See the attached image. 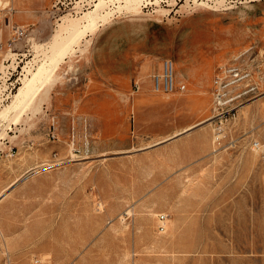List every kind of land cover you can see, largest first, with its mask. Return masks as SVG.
Returning a JSON list of instances; mask_svg holds the SVG:
<instances>
[{"label": "rangeland", "instance_id": "obj_1", "mask_svg": "<svg viewBox=\"0 0 264 264\" xmlns=\"http://www.w3.org/2000/svg\"><path fill=\"white\" fill-rule=\"evenodd\" d=\"M78 1L0 0V264H264V0L103 1L74 37Z\"/></svg>", "mask_w": 264, "mask_h": 264}, {"label": "built area", "instance_id": "obj_2", "mask_svg": "<svg viewBox=\"0 0 264 264\" xmlns=\"http://www.w3.org/2000/svg\"><path fill=\"white\" fill-rule=\"evenodd\" d=\"M98 0H79V8L76 9L77 12H82V10H87L96 4ZM17 32L22 35L25 33L24 29H19ZM249 50L240 53L235 57L234 62L231 65H225L220 67L214 83H215V98L217 101L218 107L221 105L227 104L234 99H239L243 95L253 94L258 90V85L255 83V71L253 67H259L255 61V58L252 55L244 57ZM264 66V64H263ZM243 81H248L247 89L243 92H238L236 96H233L231 99H226L225 96L230 91L232 85H238ZM154 88L157 91L164 92H174L176 90H185L187 88V83L178 82L176 73H175V63L172 59L167 58L163 60V71L155 75ZM240 86V85H239ZM251 96L248 101L253 100L256 96ZM243 103V102H242ZM238 103V105L242 104ZM238 107V106H237ZM235 108H232L231 111H235ZM256 143V142H255ZM160 228L165 230L166 228V215H160Z\"/></svg>", "mask_w": 264, "mask_h": 264}, {"label": "bare ground", "instance_id": "obj_3", "mask_svg": "<svg viewBox=\"0 0 264 264\" xmlns=\"http://www.w3.org/2000/svg\"><path fill=\"white\" fill-rule=\"evenodd\" d=\"M103 1L106 3H110L113 2L114 0H99L98 2H96L95 6L97 5V7L93 10H91L90 12H92V14H90V16H88L87 12L85 15L83 16L84 19L82 20H72L69 22V26L71 28V32H72V36L75 37V35L79 34L82 31L83 27H89L91 25H96L100 20H102L104 23H106L107 18L104 17V15L99 14V9L100 7H103ZM123 1V5H121L120 11H122V8H127L131 11H139L140 10V4L145 1V0H122ZM148 4V3H147ZM94 6V7H95ZM88 11V10H87ZM98 13H95V12ZM138 13V12H137ZM70 38H68V41L64 42V45L66 46L69 43ZM71 42V41H70ZM63 46V45H62ZM56 48V47H55ZM58 50V49H57ZM60 50V49H59ZM56 51V50H55ZM53 61H51V64H53ZM50 64V65H51ZM50 67V66H48ZM46 68L45 70L48 72L49 68ZM54 68V67H53ZM52 68V69H53ZM51 69V68H50ZM44 70L41 71H37V72H33V77H29L25 80L24 85L20 88V90L15 94L14 99H13V105L15 107H18L19 105H21L22 103H28L30 100V95L32 90L34 89V82L33 79L36 77V75L43 73ZM51 72V71H50ZM27 100V101H25ZM25 101V102H24ZM11 106V104L9 105V107ZM24 107V106H23ZM8 110V105L7 108H4L0 114L3 113V111H7ZM21 111V110H20ZM19 111V113H20ZM218 137V136H217ZM255 147H259L260 143L256 142Z\"/></svg>", "mask_w": 264, "mask_h": 264}, {"label": "crops", "instance_id": "obj_4", "mask_svg": "<svg viewBox=\"0 0 264 264\" xmlns=\"http://www.w3.org/2000/svg\"><path fill=\"white\" fill-rule=\"evenodd\" d=\"M206 119H207V118H206ZM200 123H201V122H198V123H196V124H192V125H190L188 128L184 129V130L182 131V133L185 132V130H186V131H190V130L196 128L197 125H199ZM182 133H179L178 135H174L173 137L176 138V137L180 136V134H182Z\"/></svg>", "mask_w": 264, "mask_h": 264}]
</instances>
